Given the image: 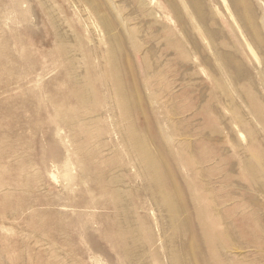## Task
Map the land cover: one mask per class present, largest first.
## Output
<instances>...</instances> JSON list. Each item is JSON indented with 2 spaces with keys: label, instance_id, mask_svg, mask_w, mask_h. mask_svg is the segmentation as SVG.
<instances>
[{
  "label": "rangeland",
  "instance_id": "rangeland-1",
  "mask_svg": "<svg viewBox=\"0 0 264 264\" xmlns=\"http://www.w3.org/2000/svg\"><path fill=\"white\" fill-rule=\"evenodd\" d=\"M0 264H264V0H0Z\"/></svg>",
  "mask_w": 264,
  "mask_h": 264
}]
</instances>
